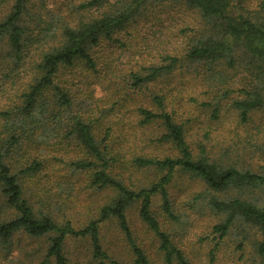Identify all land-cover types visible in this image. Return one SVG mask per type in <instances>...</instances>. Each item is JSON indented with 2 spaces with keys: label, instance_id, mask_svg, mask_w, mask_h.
I'll return each mask as SVG.
<instances>
[{
  "label": "trees",
  "instance_id": "1",
  "mask_svg": "<svg viewBox=\"0 0 264 264\" xmlns=\"http://www.w3.org/2000/svg\"><path fill=\"white\" fill-rule=\"evenodd\" d=\"M50 10L51 0H0V67L7 71L0 88V197L14 214L0 222V243L17 232L47 238L38 264H69L67 239L86 238L93 264H120L100 236L101 223L114 218L133 264H151L126 214L137 204L163 264H192L153 211L158 196L161 213L177 219L169 187L175 175L187 173L205 186L195 200L223 216L212 234L220 241L235 225L254 229L261 238L254 241L253 262L264 264V175L211 159L201 141L207 126L197 121L206 108L217 119L223 101L239 125L264 109V0H69L67 12ZM160 13L175 23L173 34L166 31L170 48L160 42L154 50H136L137 33L159 22ZM110 47L132 50L131 59L118 63ZM176 77L188 83L171 87ZM97 87L104 97H95ZM105 106L117 117L96 118ZM154 121L163 128L156 140L171 155L132 154L129 168L154 177L131 188L118 177L126 169L116 165L123 150L118 142L150 147L153 138L139 133ZM86 190L105 193V200L82 227L36 213L32 204L40 194L43 204H71Z\"/></svg>",
  "mask_w": 264,
  "mask_h": 264
},
{
  "label": "rangeland",
  "instance_id": "2",
  "mask_svg": "<svg viewBox=\"0 0 264 264\" xmlns=\"http://www.w3.org/2000/svg\"><path fill=\"white\" fill-rule=\"evenodd\" d=\"M73 1L78 3L81 0ZM68 3L69 0H51L52 10H50V13L58 15L59 10L67 12ZM170 13L172 15L173 11ZM158 15L160 16L159 22H150L148 26H143L137 33L138 48L136 50H142L144 46H148L149 50H154L160 42L166 43L167 45L164 44V47L170 48L169 42L172 41V37H166L168 35L166 31L173 34L176 30L174 20L167 19V13ZM163 19L167 20L162 21ZM109 51H113L118 63H125L131 59L132 50H120L110 47ZM6 72L0 67V88L7 79L4 77ZM179 81L184 84L188 83L183 78L176 77L173 78L170 86L173 87L179 84ZM217 89H213L214 95L220 97L221 92H217ZM145 93L148 94L147 91ZM94 95L95 97H104L105 92L97 87L94 90ZM200 98H202V95ZM3 101L1 93L0 103ZM222 103L223 108L217 119H210V109L208 108L202 109V113L197 118L200 127L207 126L206 132L209 136L204 137L201 141L206 145L209 157L226 166L235 165L241 169H249L264 175V109L254 112L249 124L239 125L225 101ZM109 109V106H105L103 112L99 109L96 112V118L101 119L104 114H108V116L103 117V120L108 117L116 118V110ZM142 129L143 132L139 133L141 136L146 135L153 138L154 143H150V147L144 148L139 143L118 142L123 150L116 165L122 163L126 168V171L123 169V173L118 174V177L124 178L131 188L145 186L154 177L152 174L140 171L135 167L129 168V162L127 161L131 160L132 154L150 153L152 156H159L160 158L171 155L172 152L171 147L167 144L158 143L156 140L163 133V128L157 121L142 126ZM194 149L197 151L196 143ZM120 170L121 167L118 172ZM204 188V184L190 174L178 173L175 175L169 187V194L174 213L177 216L176 220H170L161 213L159 197H154L153 211L163 228L170 235L173 245L180 247L192 264H254L253 244L255 240L261 238L260 234L250 227L242 230L235 225L236 228H233L226 237L219 241L217 234H212V228L223 219V216L215 214L203 200H195V195ZM81 195L78 199L73 200L71 204L70 202H67L68 204L62 202L59 199L58 203L51 205L47 204L46 201L43 204V200H47V198L40 194L43 199L40 201L33 200L32 204L36 213H48L57 221L69 220L75 226L82 227L91 218H95L97 204H101L102 200H105V193L86 190ZM89 195L91 196L88 197ZM126 214L132 236L135 242L144 250L150 263L163 264L159 242L140 220L137 204L128 207ZM13 217L14 214L5 209L0 197V222ZM100 236L111 260L120 264H133L132 248L114 218L101 223ZM242 242V247H239ZM46 246L47 238L36 239L24 232H17L9 242L0 243V264H38L45 254ZM64 252L69 264H93L89 241L86 238L67 239ZM52 264L54 263L52 262Z\"/></svg>",
  "mask_w": 264,
  "mask_h": 264
}]
</instances>
